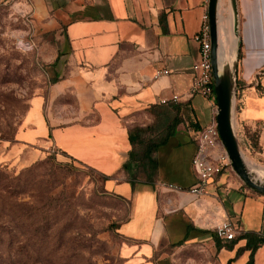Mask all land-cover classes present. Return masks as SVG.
<instances>
[{
    "label": "crops",
    "instance_id": "0c3cea01",
    "mask_svg": "<svg viewBox=\"0 0 264 264\" xmlns=\"http://www.w3.org/2000/svg\"><path fill=\"white\" fill-rule=\"evenodd\" d=\"M61 1L66 63L45 94L30 100L17 140L57 148L103 176L105 190L128 203L118 229L122 264H247V236L252 245L263 240L252 264H264V195L224 173L205 195L188 192L196 182V131L216 111L213 101L189 95L199 58L193 37L208 0ZM237 9L235 132L246 138L247 128L262 124L264 150V0H237ZM157 70L169 73L154 78ZM151 106L175 108L179 123L132 179L135 168L123 169L129 126H142L143 117L152 123ZM225 221L237 228L232 241L215 235Z\"/></svg>",
    "mask_w": 264,
    "mask_h": 264
},
{
    "label": "rangeland",
    "instance_id": "374dc122",
    "mask_svg": "<svg viewBox=\"0 0 264 264\" xmlns=\"http://www.w3.org/2000/svg\"><path fill=\"white\" fill-rule=\"evenodd\" d=\"M66 4L4 0L0 5V264L123 262L118 229L128 216V203L105 190L103 176L57 148L17 140L30 100L45 94L66 63L62 53ZM227 10L229 0H220L223 18ZM238 48L237 38V67ZM147 113L158 117L157 111ZM142 119V126L130 125L129 131L152 124L151 119ZM157 127H148L141 138L154 140ZM261 127L247 128L246 138L236 135L245 162L264 170ZM137 164L129 175L132 179L141 177L137 169L145 165ZM223 173L249 190L230 163Z\"/></svg>",
    "mask_w": 264,
    "mask_h": 264
},
{
    "label": "built area",
    "instance_id": "2783aa9c",
    "mask_svg": "<svg viewBox=\"0 0 264 264\" xmlns=\"http://www.w3.org/2000/svg\"><path fill=\"white\" fill-rule=\"evenodd\" d=\"M3 2L4 0H0V5ZM193 39L199 47V58L192 68L193 78L189 89V95L190 97L200 96L215 103L210 59V28L207 10H205L201 16L200 29ZM168 73L167 70H157L154 74V78L167 75ZM178 101V96H172V103ZM160 103L165 104L167 101L161 100ZM191 164L196 175V182L193 186L188 188V192L196 196L205 195L210 182L216 176L222 174L229 166L228 157L220 143L215 119L211 124H208L198 131L196 149ZM236 233L237 228L229 221L223 222L215 230L216 237L224 241L234 240Z\"/></svg>",
    "mask_w": 264,
    "mask_h": 264
},
{
    "label": "water",
    "instance_id": "95a60500",
    "mask_svg": "<svg viewBox=\"0 0 264 264\" xmlns=\"http://www.w3.org/2000/svg\"><path fill=\"white\" fill-rule=\"evenodd\" d=\"M219 1L208 0L207 4L211 43L212 83L216 104V128L221 146L228 157L232 171L245 187L255 193L264 195V178L263 180L257 179L256 170H250L243 160L235 132L234 106L237 91L236 60L231 65L220 66L219 64L217 53V14ZM229 6L232 13L233 33L238 38L239 18L237 0H229Z\"/></svg>",
    "mask_w": 264,
    "mask_h": 264
},
{
    "label": "trees",
    "instance_id": "16d2710c",
    "mask_svg": "<svg viewBox=\"0 0 264 264\" xmlns=\"http://www.w3.org/2000/svg\"><path fill=\"white\" fill-rule=\"evenodd\" d=\"M241 52H240V46L238 48V61L241 58ZM54 82V81H53ZM239 85L238 80L236 81V86ZM155 106H151L148 109V112L150 114H155L157 111V116H153L154 121L152 122L151 125L157 124L158 125V131H159V136H155L154 140L148 139L144 140L141 138V135L144 131H147L151 125L146 126L145 129H137L135 132H130L128 135V142L129 145L131 146V150L128 152L127 160L123 164V169L128 173L131 172V168L134 167L135 164H147L151 163V156L152 154L156 151V149L161 146L162 144L165 143L167 137L173 132L175 126L179 123L178 117H176L175 113V108L170 109H161V108H154ZM163 112V113H162ZM170 113H175V116H173L172 119H170L169 114ZM152 116V115H151ZM159 118V120L157 119ZM199 131V130H198ZM198 131H196L198 133ZM163 136H161V135ZM252 140L256 143V140L252 138ZM142 146V149H139V147ZM137 164V165H138ZM248 243L247 246L250 247L251 249V255H250V260L247 264H252L253 260V253L257 247L258 244H261L263 242L262 239H257V243H254L252 245V240L254 238L252 236H247Z\"/></svg>",
    "mask_w": 264,
    "mask_h": 264
},
{
    "label": "bare ground",
    "instance_id": "6f19581e",
    "mask_svg": "<svg viewBox=\"0 0 264 264\" xmlns=\"http://www.w3.org/2000/svg\"><path fill=\"white\" fill-rule=\"evenodd\" d=\"M226 12H227L226 18H223L222 15L219 13V11L217 14V44H218L217 53H218L220 66L231 65L236 58L237 37L233 33L232 13L230 10H227ZM245 163L247 164L250 170H256L255 172L257 179L263 180L264 170L259 168L256 169L255 165L251 163H247V162Z\"/></svg>",
    "mask_w": 264,
    "mask_h": 264
}]
</instances>
